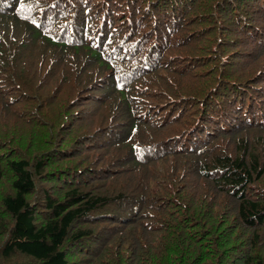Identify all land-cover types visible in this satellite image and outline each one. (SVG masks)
Returning a JSON list of instances; mask_svg holds the SVG:
<instances>
[{
  "label": "trees",
  "instance_id": "obj_1",
  "mask_svg": "<svg viewBox=\"0 0 264 264\" xmlns=\"http://www.w3.org/2000/svg\"><path fill=\"white\" fill-rule=\"evenodd\" d=\"M0 264H264V0H0Z\"/></svg>",
  "mask_w": 264,
  "mask_h": 264
}]
</instances>
